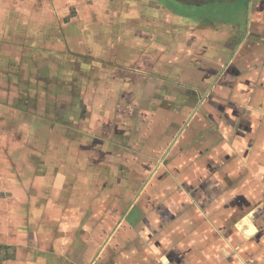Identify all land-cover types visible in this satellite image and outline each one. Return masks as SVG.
Instances as JSON below:
<instances>
[{"label": "crops", "instance_id": "crops-1", "mask_svg": "<svg viewBox=\"0 0 264 264\" xmlns=\"http://www.w3.org/2000/svg\"><path fill=\"white\" fill-rule=\"evenodd\" d=\"M142 1L34 12L1 36L40 82L70 85L18 118L35 137L12 156L0 264H264V0L181 13L173 43ZM30 28L50 45L21 44Z\"/></svg>", "mask_w": 264, "mask_h": 264}, {"label": "rangeland", "instance_id": "rangeland-1", "mask_svg": "<svg viewBox=\"0 0 264 264\" xmlns=\"http://www.w3.org/2000/svg\"><path fill=\"white\" fill-rule=\"evenodd\" d=\"M247 2L248 0H146L140 2L139 6L143 4L148 6V9L151 8L149 13L156 12V10L157 12L163 11L162 17L160 15V19L154 21L155 26L158 33L163 31L160 22L162 20L164 30L168 29L170 43H173L181 34V13L195 18L200 16L215 18L219 14L229 13L232 15L237 11L241 12L242 8L245 9ZM105 4H107V0H0V240H3L4 235L7 237L16 236L15 229L10 228L8 222L16 221L18 212L14 209L6 210L7 204L10 203L12 206L17 202V196L12 193V189L16 191L17 188V178L16 174L14 175L17 162L13 161V157L17 155L18 147L25 144L28 148L30 142L33 144L35 137L33 126H17L18 118L22 115L27 118V121H32L45 117L48 112L42 110V104L46 100L43 97L49 98V91L62 92L65 90L64 86L70 85L62 86L61 82H40V77L35 74L33 67L36 60L33 56L34 52H30L32 56L28 57L23 64L17 59V51L1 50L3 45L7 46L1 36L7 32L8 28L18 29V23L22 22L24 18L33 16L34 12L44 13V16L52 15V19L54 17L62 22L72 16H84L83 10H87L89 6ZM129 5L124 3V7L128 8ZM45 28L50 30L49 26H45ZM49 30L46 32L48 33ZM13 32L15 35L18 33L14 30ZM51 38L53 37L46 34L39 35L38 32L33 34V29L30 28L26 30L25 37L22 38L24 42L21 40L23 42L21 44L26 42L27 46L30 43L38 44L37 42H40L39 44L43 46H49ZM57 43L55 46H59ZM5 53H9L10 59L14 60L13 64L10 65L7 59L4 61L6 64L1 62ZM28 53L26 52V55ZM28 59L31 62H28ZM18 104L25 105L26 114L20 110ZM59 116L61 115L59 114Z\"/></svg>", "mask_w": 264, "mask_h": 264}]
</instances>
